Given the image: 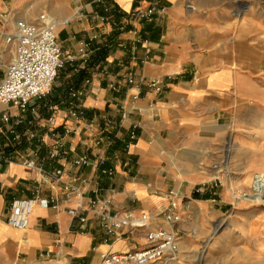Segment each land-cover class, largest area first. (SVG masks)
<instances>
[{
  "label": "crops",
  "instance_id": "crops-1",
  "mask_svg": "<svg viewBox=\"0 0 264 264\" xmlns=\"http://www.w3.org/2000/svg\"><path fill=\"white\" fill-rule=\"evenodd\" d=\"M150 8L156 10L150 17L133 16ZM42 13L59 21L77 17L59 28L65 65L36 105L43 155L62 146L47 171L62 169L63 182L87 181L78 183L85 203L112 200L106 213L157 214L168 206V193L179 191V254L196 255L210 225L231 207L228 194L212 185L217 164L225 161L234 171V161L260 143L264 0H0V54L2 35L16 19ZM11 59L8 51L0 60V82ZM71 91L84 96L72 99ZM8 110L0 107V118ZM8 129L0 121V149L12 158L0 167V264H103L102 253L146 246L149 228L107 236L99 224L102 204L88 211L81 228L68 214L77 200L63 184L41 183L40 173L23 166L32 147L27 124L17 129L23 140L17 147ZM84 156L89 165L75 166ZM37 195L56 199L57 208L36 205L26 229L10 226L13 201ZM163 224L156 218L150 228Z\"/></svg>",
  "mask_w": 264,
  "mask_h": 264
},
{
  "label": "built area",
  "instance_id": "built-area-1",
  "mask_svg": "<svg viewBox=\"0 0 264 264\" xmlns=\"http://www.w3.org/2000/svg\"><path fill=\"white\" fill-rule=\"evenodd\" d=\"M93 1L102 2L104 0ZM155 11V8H150L147 11L138 10L133 16L142 19L152 16ZM76 18L74 15L64 21H59L47 13H42L33 20L16 19L13 30L10 33H3L4 50L0 54V60L8 51L12 53V59L5 66V76L0 82V107L9 109L8 112L1 115L0 121L7 125L8 132L14 135L15 147L22 145L23 142L17 129L27 124L26 138L32 147L28 157L23 160V166L40 173L41 183L47 181L54 186L63 184L62 187L67 197L77 200L76 207L69 209L68 214L73 220L78 221L81 228L85 227L88 221V211L101 204L99 224L107 236L120 239L124 229L134 232L149 228L145 237L147 244L144 248L126 253H102L103 264H173L177 261L180 251L179 237L174 229V226L181 221L182 196L179 191L172 190L168 193V206L157 214L141 213L137 215L133 211L106 213L105 210L112 204V200L106 202L94 200L85 203L84 193L78 187V183L86 184L87 181L75 177L68 182H63L64 171L62 169H55L53 172L47 171L48 164L58 161L62 146L54 147L43 155V140L39 139L36 130L43 125V122L38 116L36 105L38 101L52 92L59 72L65 65L58 38L59 28L69 25ZM127 81L129 84L134 83L132 77ZM149 86L158 93L162 92L159 81H152ZM70 96L72 99H78L83 97L84 93L83 91H71ZM11 109L17 111L15 116L10 113ZM71 116L77 118L78 114L73 112ZM131 138L134 139L135 134H132ZM10 163H12V158L9 155H3L0 149V167ZM89 163V158L84 156L75 161V166H87ZM105 163L103 158L98 160L100 166ZM103 173L113 175L111 170H104ZM261 184H264V175H259L255 180V196L261 193L259 188ZM36 205L57 208L54 198L41 199L37 195L32 200H15L10 207L8 224L17 229H26L28 218ZM156 218H161L164 224L150 228L151 222Z\"/></svg>",
  "mask_w": 264,
  "mask_h": 264
},
{
  "label": "rangeland",
  "instance_id": "rangeland-1",
  "mask_svg": "<svg viewBox=\"0 0 264 264\" xmlns=\"http://www.w3.org/2000/svg\"><path fill=\"white\" fill-rule=\"evenodd\" d=\"M260 131V143L234 161V171L225 161L217 164L212 185L228 194L231 207L210 225V238L196 255L179 254L173 264H264V197L254 192L256 178L264 175V128Z\"/></svg>",
  "mask_w": 264,
  "mask_h": 264
},
{
  "label": "bare ground",
  "instance_id": "bare-ground-1",
  "mask_svg": "<svg viewBox=\"0 0 264 264\" xmlns=\"http://www.w3.org/2000/svg\"><path fill=\"white\" fill-rule=\"evenodd\" d=\"M261 193L258 195V197H264V184H261V186H259Z\"/></svg>",
  "mask_w": 264,
  "mask_h": 264
}]
</instances>
